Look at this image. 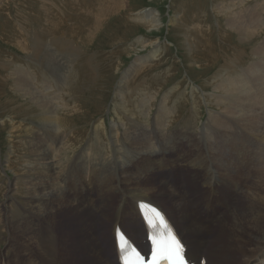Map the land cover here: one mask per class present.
Segmentation results:
<instances>
[{"label": "rangeland", "instance_id": "374dc122", "mask_svg": "<svg viewBox=\"0 0 264 264\" xmlns=\"http://www.w3.org/2000/svg\"><path fill=\"white\" fill-rule=\"evenodd\" d=\"M226 3L229 5H225ZM145 10L149 12L148 16L145 15ZM224 10L231 12L233 15L240 12L241 15L249 16L248 18L246 16L242 17L249 27L253 26L249 30L246 40H240L239 35L228 26L227 21H230V25L233 26L236 19H228L229 14L223 13ZM150 14L153 19L151 17V20L147 21ZM254 24L257 25L256 28ZM263 44L264 0H241V2L240 0H0V207L3 206L6 211L18 214V216L24 212L29 214L28 210H25L27 207L25 204L28 201L25 187L28 182H36L34 181L36 178H33V176H36L37 172L33 175L31 169H34L36 165H34L36 162V148L34 149V147L37 144L34 147H32V144L41 142L40 127L45 125L48 129L51 124L48 122L44 124L37 117L42 113L41 108L52 98V95L47 94L48 92H42L44 86H50V82L55 84L51 78L57 80L61 88L68 86L62 91L59 85L57 86L59 93H64L63 100L65 101H62V108L67 107L69 110H76L75 113L69 111L68 114L62 111V116L65 117L66 129L68 127V130L75 131L77 149L74 153L69 154L70 158L73 159V163L81 160L75 154H78L82 149L90 151L89 139L96 124L104 122L106 134L111 133V125L118 126L121 124L123 114L120 113L124 108L121 101L123 97L128 102H132V105L128 106L129 109L137 103V106L130 110H140L136 108L140 106L139 100L141 102V98H145L142 101L145 108V110L142 109L143 111L148 112V109H153V113L151 109L148 113L152 114V117L146 118L147 120L142 119L141 122H143L142 126L144 127L132 126L133 130L148 128V125L156 126L158 121H161L158 118V113L165 112L167 109L172 114L170 123L173 129L171 131L167 130V132L163 130L165 133L172 132L171 136L173 137L183 136L188 132L192 133L191 137L195 138L197 136L199 138L201 131L207 129V124L211 122L209 112L216 114L218 118L220 115L218 111L221 110L215 105L217 104L215 99L219 94L222 95V92L214 87L217 84L215 76L226 75L229 69L234 67L236 71L233 69L232 72L235 71L234 74H241V76H234V79L238 81L240 78L238 83L244 87L242 85L239 87L245 90L246 93L245 97L239 96L237 99L252 106H247L246 116L233 114L224 117V120L242 131H244L246 125L256 127L257 132H260V136H264V125L257 127L255 124L257 118L264 119V110H259L260 108L254 104V98H250L254 95V85L264 84ZM258 45L263 46L261 51L258 50L259 55H257L256 49L259 47ZM50 49L54 51L52 53L54 58L52 57L51 60L55 61L54 63L58 67H46L44 52H52ZM259 59H263V61L259 62ZM251 62L258 64L255 71V73H259L257 76L256 74H242L239 71L241 68L250 65ZM225 64H227L228 72L224 70ZM259 67L262 70H260L261 72L258 71ZM39 68H42V70ZM25 70L31 71L34 76L36 75L35 80L37 82L35 86L32 85L36 91L28 97L16 93L15 87L12 85L13 80L18 77L22 76L27 80V76L24 74ZM71 71H74V76ZM41 73L43 74L41 75ZM69 74L70 76H68ZM261 77L262 79H260ZM125 80L130 83L125 90H121L118 86L121 82L123 84ZM248 88L250 91H248ZM55 89L56 86L49 91L54 95ZM131 89L134 90L133 93H131ZM65 90L66 92H64ZM44 96L46 100L43 99ZM148 97H150L149 99L152 98L150 104L148 103ZM129 98H134V103ZM223 100L227 103L225 99ZM49 103L46 106L52 107V102ZM73 105L76 107L72 108ZM190 122L195 123L196 126H187ZM260 136L259 138L263 140L264 138ZM253 137L255 138L254 142L258 143L260 141L257 138L258 136L253 135ZM44 139L46 138L44 137ZM183 140L182 138L178 141ZM237 140L238 138L235 142ZM165 141H162L163 146ZM238 141L243 142L236 149L235 160L231 165L233 167L232 176L237 180L244 176L247 169L238 160V158L244 157L239 150L242 149L241 146L245 143L241 137ZM184 144L180 143V149L178 148L180 153H184L182 149L187 146ZM10 150H12L11 153ZM163 152L158 153L159 156H170L169 151ZM217 156L222 157L218 154ZM143 160L139 158L140 163L138 164H141ZM52 161L45 162L49 164ZM179 162L176 167L169 166L167 168L165 166L162 168L154 163L152 168L155 171L145 173V176H147L148 182H154L153 184H158L161 178L165 177L166 179V176L170 177L174 186H177L178 182L182 183L186 180L187 185H189L186 188H193L197 192L187 194L188 201L195 205L194 208L199 209L202 206V202L199 200L203 199L205 191H200L202 190L201 187L196 188L189 181L188 172L181 167L182 161L179 160ZM215 165L218 172L223 175L218 164L215 163ZM253 168L254 166L249 169ZM90 169L86 170L91 173L90 175L87 174L88 178H91L93 184L95 182L94 185H99L95 173L98 170ZM161 169L163 170L160 171ZM140 171L144 172L143 170ZM247 178L248 176H244V180ZM48 179V182L55 180L53 177ZM244 184L247 187V184ZM92 193L87 192L84 195L86 200L93 199V202L98 204L99 198H96L98 193L96 191ZM163 193V188H160L155 190L154 195L142 196L141 198L161 201L163 207L169 209H167V212L173 217V223L182 226L184 222L176 215L175 207L169 197L163 195ZM118 194L121 195L120 192ZM67 198L65 197V199ZM197 200L198 202H196ZM248 200L244 198L243 203L246 204ZM114 201L115 197H111L108 205L111 206ZM40 202L41 200H37L33 204L37 205ZM225 203L222 202V205L226 208ZM56 205L53 202L54 212L61 213L63 210L62 213L65 214L59 218L56 228L53 225L51 227L57 232L54 238L56 240L54 241V244H56L54 250L56 248L59 252L63 247L66 259H68L66 260L67 264H76L77 261L87 258V255L83 254L85 250L81 248V242L78 238L76 223L79 221V217L71 211L69 212L65 207H61L62 209L56 208ZM239 205L240 207L243 206L241 203ZM219 206L221 205L219 204ZM129 207L128 205V211ZM191 210L192 207L188 208L189 212ZM108 211H110V207ZM211 212L212 209L208 214ZM0 213V215L3 214V212ZM185 215V222L189 216L190 219L198 217L208 219L206 218L207 213L200 214L198 211L185 212ZM0 219V264H3V253L6 261L9 260L8 262L11 263L14 251L12 247L10 248L11 244L19 250L18 256L20 257L28 259L32 256L38 263L52 264V258L57 255L45 249L40 252L35 245L31 249H27L23 239L13 242L6 230L7 221L3 216H0ZM131 219L130 215H127V218L123 222L121 221L120 225L126 233H129V231L125 228V222L128 225L127 221H131ZM98 224H100L103 231L99 236L105 238H98V240L113 255L110 217L103 218L102 221H98ZM136 224V227L134 224L131 227L138 230L142 228L140 221H137ZM100 226H98V229ZM214 230L212 231L213 235ZM135 234L137 235L136 232ZM62 236L65 238L64 241L60 240ZM142 237L145 239L143 228ZM137 239L139 241V237ZM145 243L147 245L146 240ZM217 246H219V241L216 238L213 245L217 258L216 263L223 258V264H229V261L226 260L229 259L228 255L218 251ZM207 249L208 247L204 245L203 250ZM102 253L104 254L103 248ZM108 259L110 260V258ZM232 262L233 264L240 263L236 260H232Z\"/></svg>", "mask_w": 264, "mask_h": 264}, {"label": "bare ground", "instance_id": "6f19581e", "mask_svg": "<svg viewBox=\"0 0 264 264\" xmlns=\"http://www.w3.org/2000/svg\"><path fill=\"white\" fill-rule=\"evenodd\" d=\"M227 4L228 3L225 5ZM144 13L146 16H148L149 12L145 10ZM223 13L229 14L228 19H236L233 22V26L230 25V21H227V24L236 32V34L239 35L240 40H246L248 38L247 36L249 35V30L253 26L249 27L242 17L246 16L248 18L249 16L243 14L241 15L239 14L240 12L237 15H233L231 12L225 10ZM151 17L152 15L150 14L147 21H150ZM154 17L156 18V16ZM256 26L257 25L254 27L256 28ZM258 46L259 47L256 48L257 55L260 54L258 50L261 51V48L263 47L262 45ZM50 50L52 52H44L46 67L57 66L56 63H54L55 61L53 62L51 60L53 57L52 53L54 51L53 49ZM33 52L35 53L36 51ZM36 59L33 60L37 61ZM260 61H263V59H259V62ZM257 65L251 62L250 65L241 68L239 71L242 74H256L257 76V74H259L258 72L255 73L257 70ZM234 68L229 69L228 72L227 64H225L224 70L227 71L228 74L220 75V77H217V75L215 76L217 79V84L216 86L214 85V87L216 90H220L219 92H222V95L219 94L217 98L215 97L217 103L215 105H217L221 111H218L220 112L219 118L216 114L214 115L212 112H209V116L211 118V122L207 124L209 129L207 128L201 131L199 137L200 139L197 136H195V138L191 137L192 133L188 132L183 136L173 137L171 136L172 132L165 133L163 130L167 132V130L171 131V129H173L171 128L170 123L172 114L168 112L167 109L165 112L158 111V118L161 121H158L156 126L153 127L152 125H148V128H136L133 130L132 126L139 127L143 125V122H141L142 119L152 117V114H148L150 113L151 108L148 109L149 107L147 106V109L149 110L148 112L142 110H145L144 104L142 102L145 100V98H141L144 94H142L140 97L142 100L141 102L139 100L140 106L136 108L140 110H130L131 108L137 106V103L135 106H132L129 109L128 106L132 105V102H128L127 99L123 97L121 101L123 102L122 106L124 108L122 112L120 110V114H123L120 121L121 124L119 123L120 125L118 126L111 125L112 129L110 134L105 133L106 125L104 122L96 124L94 126L92 136L89 139L90 151L88 152V150L82 149L80 152H78V154H75L77 155V158L79 157L81 160L74 163L69 154L74 153L77 149L75 131L68 130V127L66 129V124L64 123L65 117L62 116V111H65L66 113L69 111L75 113L76 110H69L67 107L62 108L63 102L65 101L63 100L64 93H59L60 91L57 89V86L59 85L61 91L68 86L65 84L66 87L61 88L60 83L57 80L51 78L56 85L53 84V82H50V86L52 87L50 88V86H44L42 92H48L47 94L49 96L52 95V98L46 102V105L50 104L49 102H52V107L46 105L43 106V108H41L42 113L37 116L38 119L43 121L44 124L47 122L51 124L48 129L45 125L41 126L42 128L40 127V134L42 136L41 142L32 144V147L37 144V146L34 147V149L36 148V162L34 165H36L34 169H31V172L33 171V175L35 172H37L36 176H33V178H36L34 180L36 182H28V184L26 183L27 185L25 187V193L28 197L27 204H25L27 206L25 210H28L29 214L24 212L18 216V214L6 211L5 207H0V212H3V214L0 216L4 217V219L7 221L6 224L8 223L5 226L7 232L11 236L9 238L12 239L13 242L23 239L27 249H31L32 246L35 245L40 250V252H43L42 250L44 249L53 252V254L57 256L52 258V264H67L66 260L68 259H66L67 257L65 256L64 248L62 247L59 252H57L56 248L54 250V245H56L54 244V241H56L54 238L56 237L55 235L57 232L51 227L53 225V227L55 226L56 228L59 223V218L65 214L62 213L63 210L61 213L54 212V202L57 204L56 208L62 209L61 207H65L69 212L71 211L77 217H79V221L76 223V227L78 226V238L81 242V248L85 250L83 254H86L87 258L77 261L76 264H124L123 260L119 257L115 242V231L117 226H121V221L123 222V220L127 218V215H130L133 220L131 219V221H127L128 225H126L125 222V228L128 229L132 236H137L135 234L137 228L131 227V225L134 224L136 227L137 221H140V224H142V217L138 208L139 201L150 202L158 207H161L168 214V208H164V205L158 199L151 201L141 198L142 196L154 195L156 189L163 188V195L169 197L171 203L175 207L177 213L176 215H178L179 218L184 222L182 226L172 225V230L174 232H180L185 240L188 241L190 249H188L187 256L192 261L200 264L201 259L204 258L207 260V264H223V258L220 259V262L216 263L217 258L213 247L214 243L216 242V238L217 241H219V246H217V249L223 254L228 255L229 259L226 260L229 261V264H233L232 260L239 261L240 263L238 264H259L260 262L264 261V139L262 140L259 138L260 132H257L256 127L246 125L244 131H242L241 129L231 125L228 121L224 120V117L232 116L233 114H243V116H246V108L248 105H250L245 101H240L237 99L239 96L245 97L246 93L245 90H242V88L239 87L242 85L238 83L240 78L238 81L237 79H234V76H241L240 73L234 74L236 71V68ZM39 69L42 70V68ZM233 69L235 70L234 72H232ZM260 70L261 68L259 67L258 71ZM29 72L26 71L24 73L27 76V80L21 76L12 82L16 93L18 92L24 97H28L29 95L34 94L36 91V89H34L32 86H35L37 83L35 80L36 75L34 76L31 71ZM42 74L43 73H41V75ZM70 74L68 76H70ZM72 74L74 76V71ZM231 76H233V78H231ZM260 79H262V77ZM129 83L130 82L128 80H125V82H123L124 85L121 82L118 88L125 90ZM54 86H56V89L55 91L53 90V95L49 90L54 89ZM254 87V95L250 96V98L253 97L255 101H253L254 104L260 108L259 110L263 111L264 84L258 83L257 86L254 85ZM133 91L134 90L131 89V93H133ZM248 91H250V89ZM64 92H66V90ZM67 95L70 96L69 94ZM149 98L150 97H148V103L150 104V101L153 97L151 99ZM43 99H45V96ZM133 99L130 101H133ZM223 99H225L227 103H225ZM166 102L167 99L164 101V103L166 104ZM71 107L75 108L76 106L73 105ZM151 110L153 113V109ZM127 115H129L131 118ZM255 124L257 127H262L264 125V119L261 120L260 118H257ZM192 125H195V123L190 122L187 124V126ZM253 135L258 136L257 138L260 139L258 143L254 142L255 138ZM44 137L46 139H44ZM240 137L245 143L241 146L242 149L239 150L240 153H243L244 157L238 158V160L241 165L247 168L244 173V176H248L246 180H244V176L238 180L232 176L233 167L231 165L235 160L234 154H236V149L238 146L240 147V144L243 142L238 141ZM260 137L264 138V136ZM182 138L185 141H178ZM236 138H238V140L235 142ZM163 140H166L164 146L162 144ZM180 143H185L184 145H187L182 149L184 153H180L178 150V148L180 149ZM194 149L196 152H194ZM11 151L12 150H10V153ZM162 151H164L163 153L169 151L170 156H159ZM217 154L221 155L222 157L217 156ZM139 158L144 159L143 162L141 161V164H138L140 163L138 161ZM49 160L53 161L47 164ZM179 160L182 161L181 167H183V169L188 172L189 176L187 177L189 181L192 182L196 188L201 187L202 190L200 191H205L203 199L201 198L199 200L202 202V206H200L199 209L194 208L195 205L188 201L187 194L190 192L191 194L197 192L193 188H186L189 186L187 185L186 180H184L182 183L178 182V185L176 184L177 186H174L172 185L173 183H171L170 177L166 176V179L165 177L161 178L158 185L153 184L154 182L149 183L147 176H145V173H152L155 171L152 168L154 163H157L158 166L162 168L163 166L166 168L169 166L176 167L178 165L177 163H180ZM215 163L218 164L223 175L218 172ZM252 166H254V168L249 169ZM89 168L93 170L95 169L94 171L98 170L95 173L97 174L96 177L99 185H94L95 182L93 184L91 178H88L87 174L90 175L91 173H88L86 170ZM140 170H143L144 172H141ZM162 170L163 169L160 171ZM49 177H53L55 180L48 182L47 180H49ZM244 183L247 184V187ZM93 191L98 193V197H96L99 198L98 204L93 202V199L86 200L84 196L87 192L92 193ZM119 192L121 195L118 194ZM65 197L68 198L65 199ZM111 197H115V201L113 204L110 203L111 206H109L108 201L111 199ZM244 198L249 199L246 204L243 203ZM64 199L67 201L65 202ZM37 200H41V204L38 203L37 205H34L33 202L35 203ZM196 202H198V200ZM222 202H226V208L222 205ZM240 203L243 204V206L240 207ZM219 204L221 206H219ZM128 205L130 206L129 211ZM109 207L110 211H108ZM190 207H192L190 212L198 211L200 214L207 213L206 218L208 219H201L200 217L190 219L189 216V218H187L188 220L185 222V212L190 213L188 211V208ZM210 209H212V212L208 214ZM168 215L173 218L170 214ZM28 216L30 217L26 218ZM105 217H110L112 223L111 241L113 246V255L110 254L111 252H109L108 249H105V247L102 246L98 240V238H102L99 235H101L103 232L101 230L100 224H98V221H102V219ZM98 226H100L99 229ZM217 226L218 228L216 229ZM145 227L146 234L147 231L151 232L148 224ZM212 228L215 229L214 235L212 234ZM64 239V236H62V239L60 240L64 241ZM206 243H210V246H208ZM204 245H206L209 250H203ZM11 247L14 249L11 263L8 262L9 260L6 261L5 254L3 253V264H41L33 259L32 256L28 257V259L18 256L19 250L15 248L16 246L14 247L11 244L10 248ZM102 248L107 258L102 253ZM204 254L208 256H204ZM108 258H110L111 261ZM235 264H237V262Z\"/></svg>", "mask_w": 264, "mask_h": 264}, {"label": "snow or ice", "instance_id": "6c2138e0", "mask_svg": "<svg viewBox=\"0 0 264 264\" xmlns=\"http://www.w3.org/2000/svg\"><path fill=\"white\" fill-rule=\"evenodd\" d=\"M139 207L143 209L144 218L152 230L149 234L152 255L147 264H188L182 243L161 212L144 203H141ZM119 247L124 264H145V258L131 247L123 235H120Z\"/></svg>", "mask_w": 264, "mask_h": 264}]
</instances>
